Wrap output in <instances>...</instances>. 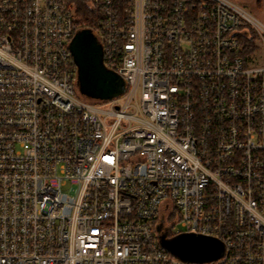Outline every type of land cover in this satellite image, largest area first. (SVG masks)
<instances>
[{
	"label": "built area",
	"instance_id": "2783aa9c",
	"mask_svg": "<svg viewBox=\"0 0 264 264\" xmlns=\"http://www.w3.org/2000/svg\"><path fill=\"white\" fill-rule=\"evenodd\" d=\"M240 2L0 0V264H264V22ZM85 28L111 101L78 91ZM158 224L224 255L184 261Z\"/></svg>",
	"mask_w": 264,
	"mask_h": 264
},
{
	"label": "water",
	"instance_id": "95a60500",
	"mask_svg": "<svg viewBox=\"0 0 264 264\" xmlns=\"http://www.w3.org/2000/svg\"><path fill=\"white\" fill-rule=\"evenodd\" d=\"M77 67L76 85L79 93L97 102L111 101L125 91L123 78L104 64L101 43L88 29L79 30L69 45ZM160 246L170 254L187 262H212L224 255V243L213 236L181 233L173 237L163 232L161 224L156 226Z\"/></svg>",
	"mask_w": 264,
	"mask_h": 264
},
{
	"label": "rangeland",
	"instance_id": "374dc122",
	"mask_svg": "<svg viewBox=\"0 0 264 264\" xmlns=\"http://www.w3.org/2000/svg\"><path fill=\"white\" fill-rule=\"evenodd\" d=\"M240 6L246 12L261 19L264 22V0H241ZM259 62H264V47H262L257 53V60L253 61V63L256 65H258ZM177 230H181L179 224L173 228L171 237H173V233Z\"/></svg>",
	"mask_w": 264,
	"mask_h": 264
},
{
	"label": "trees",
	"instance_id": "16d2710c",
	"mask_svg": "<svg viewBox=\"0 0 264 264\" xmlns=\"http://www.w3.org/2000/svg\"><path fill=\"white\" fill-rule=\"evenodd\" d=\"M81 21L84 22V25L87 26H91L92 24L95 23V19H94V15L93 13L85 8V6H81L80 7V12H79Z\"/></svg>",
	"mask_w": 264,
	"mask_h": 264
},
{
	"label": "flooded vegetation",
	"instance_id": "af4514ba",
	"mask_svg": "<svg viewBox=\"0 0 264 264\" xmlns=\"http://www.w3.org/2000/svg\"><path fill=\"white\" fill-rule=\"evenodd\" d=\"M165 231V229H163V232ZM168 231V230H167Z\"/></svg>",
	"mask_w": 264,
	"mask_h": 264
}]
</instances>
